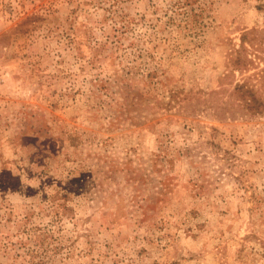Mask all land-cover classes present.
<instances>
[{"label": "rangeland", "instance_id": "rangeland-1", "mask_svg": "<svg viewBox=\"0 0 264 264\" xmlns=\"http://www.w3.org/2000/svg\"><path fill=\"white\" fill-rule=\"evenodd\" d=\"M251 29L264 0H0V264H264Z\"/></svg>", "mask_w": 264, "mask_h": 264}, {"label": "trees", "instance_id": "trees-1", "mask_svg": "<svg viewBox=\"0 0 264 264\" xmlns=\"http://www.w3.org/2000/svg\"><path fill=\"white\" fill-rule=\"evenodd\" d=\"M238 75L229 92L228 112L256 115L264 112V29H251L240 37V44L229 58L225 76Z\"/></svg>", "mask_w": 264, "mask_h": 264}]
</instances>
